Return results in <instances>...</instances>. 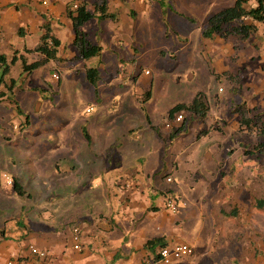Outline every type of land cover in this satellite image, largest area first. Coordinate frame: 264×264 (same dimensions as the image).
<instances>
[{
	"label": "rangeland",
	"instance_id": "rangeland-1",
	"mask_svg": "<svg viewBox=\"0 0 264 264\" xmlns=\"http://www.w3.org/2000/svg\"><path fill=\"white\" fill-rule=\"evenodd\" d=\"M232 1L234 0H144L140 3L145 7L142 20L131 18L135 28L132 33L128 30L127 33H131L129 38L123 37L120 44L108 43L99 56L85 60V63L83 60L73 59L59 67L56 64L48 66L42 72L47 71L49 80L39 94L31 91V87L23 81L16 89L13 103L4 101L0 104V111L5 114L2 108L15 113L17 103L30 117L31 125L25 132L19 131L17 127L16 130L4 128V133L1 131L3 126H0V143L12 140V144L9 142L5 148V153L7 156L11 153V159L18 163L15 168L11 165L4 166L7 174L17 172L25 192H37L34 197L38 200L42 192H128L131 188H137L138 192L145 184L137 176L134 180L138 186L134 181L130 187L122 184L120 176L115 177L112 191L101 187L100 177L92 178L90 182L91 177L87 178L86 171L91 169L102 173L106 166L100 164L101 159L92 157L93 152L85 145L81 130L88 121L95 127L98 126L93 128L98 132L111 133L105 125H116V132L112 134L114 139L107 148V153L116 156V152L120 154L124 151V154L136 156L142 146L147 144L149 134L146 122L142 125L138 123V117L129 116L130 104L132 100H142L143 94L152 87V97L145 105L154 121V127L163 133L170 130L171 134L175 131L178 140L175 139L173 143L166 139L160 146L157 138L150 137L151 146L161 147L155 148V156L135 157V160L131 157L127 160V166L146 165L151 173L148 180L157 182L160 188H169L161 189V192H179L177 187L182 192H187L186 197L192 202L191 206L178 194L171 196L177 204V210L173 214L179 215L177 217L182 216L184 211L189 214V219L185 220L187 229L181 228L177 239L190 244L197 242L198 246L194 247L195 252L191 258L176 263L264 264V210L253 207L254 199L264 197V152L246 154L251 153L258 142L264 141V137L247 133L244 126L231 122L228 118V124L235 128L230 135L234 138V142H231L233 145L223 150L213 149L208 157L206 141L201 139L206 130L205 121L189 113H181V121L169 122L167 119L165 124L168 108L177 104H190L193 93H201L206 97L205 89H211V93L215 90L217 93L220 86L191 84L187 79L184 46L185 34L188 35L191 29L187 17L200 21L202 9L220 8L221 3ZM113 11L116 15L117 10ZM63 37L61 36L62 39ZM189 48L191 49L190 44ZM90 67L97 68L98 81L95 86L90 85L85 78V71ZM53 73H57L60 78H52ZM10 75L14 76V72L11 71ZM245 85L239 91L241 97L252 92ZM227 91L228 88H224L223 95ZM218 92L221 93V89ZM206 101L209 112L214 116L212 118L216 116L218 121L219 111L225 113V102L219 103L213 98ZM133 109L138 116H143L139 111V104H134ZM256 110L250 116H254ZM11 112L5 115L8 116ZM2 119L4 121L6 117ZM127 128L131 131H127ZM150 134L153 135L154 132ZM95 148L92 150L96 151ZM24 154L28 157L24 158ZM159 157L163 162L161 165L158 164ZM223 157L225 164L233 158L234 168H231L232 162L229 170L226 169L229 166H224L223 162L217 164ZM172 164L175 169L170 167ZM178 166L180 169L176 173ZM168 171L172 174L168 176L171 182H160L167 178ZM2 184L9 186L0 173V187ZM33 205L36 210L38 204ZM203 206H209L208 213L206 210L201 212L200 207ZM11 215L15 216L17 212L12 209ZM17 217L20 220L23 218L22 215ZM20 220H10L8 225L15 222L18 224L5 231L19 235L20 229L24 227Z\"/></svg>",
	"mask_w": 264,
	"mask_h": 264
},
{
	"label": "crops",
	"instance_id": "crops-1",
	"mask_svg": "<svg viewBox=\"0 0 264 264\" xmlns=\"http://www.w3.org/2000/svg\"><path fill=\"white\" fill-rule=\"evenodd\" d=\"M82 1L86 3L87 10L92 13L96 0H0V56H4L8 63L14 61L6 77L7 84L10 79L17 81L13 89V99L17 87H20L23 81L31 87L29 88L31 91L39 94L49 80L47 71L42 72L48 66L56 64V67H59L73 59L83 60L79 50L74 45L76 34L72 21L67 16L68 7L78 6ZM156 1L164 2V0ZM105 2L109 13H114L113 10H117L116 20L99 21L97 18H93L83 23L77 30L79 36L82 35L90 45L100 46L101 53L103 47H106L108 43H119L123 37L129 38L133 28H135V23L131 18L135 17L141 21L145 11V7L140 5L144 0H105ZM234 2L235 0L227 4L221 3L220 8L202 9L200 21L187 17V22L189 21L191 24L189 34H185L184 46L185 67L188 68L187 79L191 84L196 85H220L218 91L221 89V93L218 91L216 93L215 90L214 93H211V89L210 91L205 89V98L206 100L213 98L219 103L222 101L226 104L225 113L221 110L218 113V121L216 116L212 118L214 116L209 112V109L205 118L201 119L206 123V130L201 139L206 141L208 157L213 149L220 148L223 150L233 145L231 142H234V138H231L230 135L235 128L228 124L227 119L240 124V117L232 112L231 107L245 102L249 116L255 109L257 110L254 114L264 111V12L261 21L250 18L243 19V24L254 27V32L244 40L240 41L234 35L225 37L215 35L211 39L202 35L208 20L223 9L231 7ZM245 7L255 9L257 7L256 0H247ZM128 30L131 32L130 35L127 33ZM48 33L60 43L56 55L61 61H48L31 74H22V60L26 64L44 60V56L32 51L39 44L42 36ZM61 36H64L63 39ZM83 61L85 63V60ZM90 68L97 70L94 67ZM11 71L14 72V76L10 75ZM53 75H57V73H53L52 78ZM244 84L252 91L248 93V97H241L239 94V91L243 90ZM224 88H228V91L223 95ZM151 89L152 87L148 91L151 92L152 97ZM0 91L4 93L5 89L2 87ZM195 95V93L192 94L191 101ZM150 99L141 104L139 103L141 100L138 98L137 102L132 100V104H130L131 113L129 116L138 117V123L142 125L146 122V130L149 134L147 144L142 146L136 156L124 154V151L120 154L116 152V156L107 153L106 150L112 145V139H114L112 134L116 132L114 131L116 125L114 127L105 125L111 133L107 131L98 132L93 129L98 126L95 127L88 121L84 123L86 126L81 130L85 145L89 146L93 152L91 153L92 157L101 159L100 164L106 166L102 173L91 169L87 170V178L91 177L90 182L92 178L100 177L101 187L112 191V183L115 177L120 176L122 184L130 187L131 182L134 181L137 185V181L134 180L137 176L145 185H142L138 192H136L137 188H131L128 192H124L125 190L122 192H42V196L38 200L34 197L37 192H25V196L20 198L13 192L12 188L2 184L0 187V264H7L9 261L12 264H139L144 259L150 261V264H162L157 257V251L160 248H155L153 252L148 251L145 248L147 241L162 238L166 244L165 247L185 243L177 239V236L181 234L180 229L185 227V220L186 218L189 219V214L187 215V211H184L182 216L177 217L179 215L173 214L167 209L166 201L168 196L174 197L175 194H178L184 202H188V205L191 206L192 202L186 197L187 192H182V189L178 187L176 189L179 192H161V189L169 188H164V186L160 188L157 182L149 181L151 173L146 165L130 164L127 166L129 164L127 160L131 157L135 160V157L146 158L149 155L148 158H151L153 155L155 156L153 151L161 147L151 146L150 137L157 138L160 146L163 140L169 139L170 130L168 133H163L158 132L154 127V121L148 114L145 105ZM4 101L8 102L6 97L0 99V104ZM219 103L218 106L221 109ZM134 104H139V111L143 116L137 115L136 110L133 109ZM170 109H167L165 124L169 120ZM2 110L5 114L11 112V110L4 108ZM0 113V126H3L2 133H4V128L16 130L18 125L24 121L23 117L19 116L16 111L15 113L11 112L8 116L2 111ZM3 117H6L4 121ZM214 121L215 125L212 126ZM30 127L29 117L24 132L28 131ZM165 128H167L166 125ZM129 129L127 131H131ZM131 129L133 130V128ZM151 132L154 134L151 135ZM175 139L178 140V136L170 141L175 143ZM9 142L12 144V140H4L3 144L0 143L2 147L0 173L2 176L21 179L17 172L8 175L7 170L4 169L6 165L15 168L18 164L11 159L13 158L11 153L8 156L5 153V148L8 147ZM4 144H6L5 147H3ZM238 144L239 142H237V146ZM15 145L18 147L17 143ZM96 146L97 148H95ZM94 148L97 150H92ZM26 155L24 154V158L28 157ZM232 159L228 161L232 162L231 168H234L235 162ZM224 160L223 157L217 164L220 165L223 162L224 166H229L226 168L229 170L231 162L225 164ZM162 163V159L159 157L158 164L161 165ZM170 167L175 169L174 164ZM179 169L178 166L175 172L177 173ZM110 171H113L112 174H109ZM232 174L234 173L232 172ZM166 175L168 177L172 174L168 171ZM163 181L165 182V180L160 182ZM34 203L38 204L36 210ZM193 207L196 208V206ZM12 209L17 212L18 216H23L22 220L18 219L17 215H11ZM200 209L201 212L206 210L208 213L209 206H203ZM12 219L24 223L19 235H14L12 231H8V233L5 231V229L15 227L17 222L8 225ZM186 229L185 227L184 230ZM73 230L78 231L80 251L72 248L74 244L72 240ZM186 244L190 245L194 252V247L198 246L197 242ZM29 245L47 252L46 261L32 258L28 253ZM184 260H188V258L171 264H180L181 262H176Z\"/></svg>",
	"mask_w": 264,
	"mask_h": 264
},
{
	"label": "trees",
	"instance_id": "trees-1",
	"mask_svg": "<svg viewBox=\"0 0 264 264\" xmlns=\"http://www.w3.org/2000/svg\"><path fill=\"white\" fill-rule=\"evenodd\" d=\"M246 1L247 0H235L231 7L223 9L221 12L210 18L206 28L202 32L203 37L211 39L215 35L224 37L227 35H234L241 41L247 38L249 34L253 33L254 27L243 24V19L250 18L261 21L264 12V0H256L257 7L255 9H247L245 7ZM67 16L72 21L73 29L76 34L74 45L79 50L80 57L83 60H87L99 56L101 53V47L90 45L86 40H84L82 35L79 36V32L77 30L83 23L93 18H97L99 21L116 20V15L107 11L105 0H96L94 3V11L92 13L87 10L86 3L83 1L76 6L75 9L73 6H69L67 9ZM59 44V41L52 35H49V33L42 36L39 44L32 52L41 54L44 56V60L31 64H26V62L22 60V74H31L48 61H61L56 55ZM13 63L14 61L8 63L4 56H0V88L3 87L5 89L4 93L0 91V99L6 97L9 103H13V89L17 83L14 79H10L8 84L6 83V77L9 74L10 66L13 65ZM97 74L98 72L96 69L87 68L85 71L86 81L90 85L95 86L98 81ZM142 97L141 102L139 101L141 104L150 99L151 92L147 91ZM15 108L18 115L24 117V121L18 125V130L24 132L25 126L29 122V116L27 114H23L24 112L18 107L17 103L15 104ZM231 108L232 112L236 113L240 117L239 125L244 126L247 133L264 137V111L256 113L254 116H249V110L246 108L245 102H242L239 105H234V107ZM207 111L208 106L206 104V98L201 93H198L190 104H177L172 107L168 113V119L172 120L177 114L181 113H189L197 116L199 119H204ZM182 127L183 126H181V128ZM175 136L176 132L173 131L169 136V140L174 139ZM263 152L264 141H260L253 147L251 153L248 152L246 154L252 155V153L260 154ZM5 177L6 176H4V178ZM10 180L11 182L8 185L11 186L13 192L20 198L24 197L25 190L21 183V179L19 177H12ZM167 200H172L171 196ZM253 207L257 210H264V197L254 199ZM165 246L166 244L162 238L153 239L145 243V248L151 252H153L157 247L164 248Z\"/></svg>",
	"mask_w": 264,
	"mask_h": 264
},
{
	"label": "built area",
	"instance_id": "built-area-1",
	"mask_svg": "<svg viewBox=\"0 0 264 264\" xmlns=\"http://www.w3.org/2000/svg\"><path fill=\"white\" fill-rule=\"evenodd\" d=\"M73 8L75 9L76 6H73ZM53 78L57 80L59 77L57 75H53ZM181 119H182V114H177L173 120L175 122H179L181 121ZM5 180L7 184H10L9 177L6 176ZM165 181L166 183H170L171 182L170 177L165 178ZM166 207L171 213H175L177 210V204L173 200H167ZM72 240L74 242L72 248L76 251H80L79 237H78L77 230H73ZM28 253L30 254L32 258H35L41 261H46V259L48 258L47 252L40 250L33 245L28 246ZM193 253H194V250L190 245L186 243H180L172 247L160 248L157 251V257H158L159 262H161L162 264H171L172 262L189 258L193 255ZM8 264H11V262H8ZM139 264H150V261L144 259Z\"/></svg>",
	"mask_w": 264,
	"mask_h": 264
}]
</instances>
